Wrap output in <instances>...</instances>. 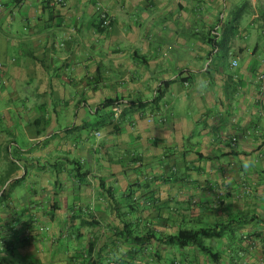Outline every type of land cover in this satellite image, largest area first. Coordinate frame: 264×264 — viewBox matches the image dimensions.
<instances>
[{
    "label": "crops",
    "instance_id": "crops-1",
    "mask_svg": "<svg viewBox=\"0 0 264 264\" xmlns=\"http://www.w3.org/2000/svg\"><path fill=\"white\" fill-rule=\"evenodd\" d=\"M63 1L0 0V264H264V0Z\"/></svg>",
    "mask_w": 264,
    "mask_h": 264
},
{
    "label": "rangeland",
    "instance_id": "rangeland-1",
    "mask_svg": "<svg viewBox=\"0 0 264 264\" xmlns=\"http://www.w3.org/2000/svg\"><path fill=\"white\" fill-rule=\"evenodd\" d=\"M92 121V120H91ZM94 123L91 122V125ZM90 129V128H89ZM104 131V130H103ZM85 135H87V138L89 140V143H94L95 142V137L93 136H88L87 131H85ZM8 195L11 196V203L9 204L11 206V210H16V211H22L23 208H32L33 210L35 207H37V204L40 201H35L33 200V194L29 192L27 186H20L16 192L11 193L7 192ZM37 196H40V193H37ZM25 219H30V217H25ZM15 226V225H14ZM21 228H25L27 225H20ZM33 228L36 229L37 233L42 235L43 237H47L46 231L41 227L39 224H33ZM71 229V225L69 226ZM75 232V231H73ZM21 234H22V229H21ZM23 245L21 244L19 248L16 246V250L14 251L15 255H18L19 253L17 252L20 247ZM69 252H71V249H68ZM36 255V263L35 264H66V257L65 254L67 250L65 249V244L64 243H58L57 245L52 246L49 243L43 242L40 247L36 245V248L34 249ZM18 260L16 259L12 261L11 259H6V262L8 264H31V261L28 258L22 257L19 255ZM0 262H3L2 259H0ZM170 260H166L165 263L169 264Z\"/></svg>",
    "mask_w": 264,
    "mask_h": 264
},
{
    "label": "trees",
    "instance_id": "trees-1",
    "mask_svg": "<svg viewBox=\"0 0 264 264\" xmlns=\"http://www.w3.org/2000/svg\"><path fill=\"white\" fill-rule=\"evenodd\" d=\"M229 31L232 30L231 28L228 29ZM229 38H225V42L227 43ZM160 98V96H156L151 103H155ZM117 102H113L111 100L106 101L104 107H110L115 105ZM142 106V105H140ZM122 114V111H121ZM120 114V115H121ZM5 196V193L2 194V199ZM134 211V208L132 209ZM217 237L219 238L221 236V231L216 232L213 229H201L198 231L194 230H181L179 233L175 236H169L166 239V242L168 244H176L180 248H185L188 246L195 247L200 252H202L205 256H207L211 261L214 262V260L218 257L216 254H214L211 249L203 244V238L205 237ZM135 241L140 242L142 239L139 237H134ZM80 257H78L79 259ZM88 258V263L92 261L91 254L87 253L86 255H83L80 260H84Z\"/></svg>",
    "mask_w": 264,
    "mask_h": 264
},
{
    "label": "built area",
    "instance_id": "built-area-1",
    "mask_svg": "<svg viewBox=\"0 0 264 264\" xmlns=\"http://www.w3.org/2000/svg\"><path fill=\"white\" fill-rule=\"evenodd\" d=\"M51 2L64 5L63 0H51ZM95 11L97 15V26L99 27V29L108 30L111 26V19L107 11L100 6H97ZM120 114H121V109L120 108L116 109V117L119 116ZM152 119H153V115H150L148 120L152 121ZM95 135L99 136V133H95Z\"/></svg>",
    "mask_w": 264,
    "mask_h": 264
},
{
    "label": "clouds",
    "instance_id": "clouds-1",
    "mask_svg": "<svg viewBox=\"0 0 264 264\" xmlns=\"http://www.w3.org/2000/svg\"><path fill=\"white\" fill-rule=\"evenodd\" d=\"M229 63L233 69H236L239 67L238 58L237 59H230ZM207 84H208L207 79L203 75H200L199 79H198V90L201 92H204L207 88ZM256 163H257V161L253 157L248 156V157H245L242 159L241 166H242V169L245 172H247V171L253 169L256 166Z\"/></svg>",
    "mask_w": 264,
    "mask_h": 264
}]
</instances>
